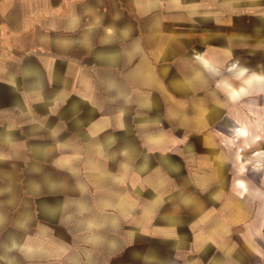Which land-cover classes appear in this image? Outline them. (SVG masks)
Returning <instances> with one entry per match:
<instances>
[{
    "label": "crops",
    "instance_id": "1",
    "mask_svg": "<svg viewBox=\"0 0 264 264\" xmlns=\"http://www.w3.org/2000/svg\"><path fill=\"white\" fill-rule=\"evenodd\" d=\"M261 142L264 0H0V264H264Z\"/></svg>",
    "mask_w": 264,
    "mask_h": 264
},
{
    "label": "rangeland",
    "instance_id": "2",
    "mask_svg": "<svg viewBox=\"0 0 264 264\" xmlns=\"http://www.w3.org/2000/svg\"><path fill=\"white\" fill-rule=\"evenodd\" d=\"M257 151L264 152V142L259 143L256 147L250 149L248 152L241 154L242 155L241 159L242 160L244 159L243 161H246L247 159L249 160V158L252 156V154L254 152H257ZM262 156H264V155H262ZM262 160H264V159H262ZM254 161H255V163H257L256 158L254 159Z\"/></svg>",
    "mask_w": 264,
    "mask_h": 264
}]
</instances>
